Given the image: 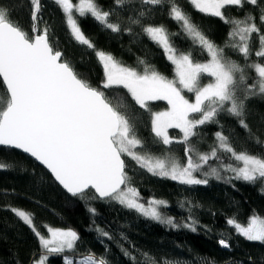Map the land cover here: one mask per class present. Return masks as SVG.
I'll return each mask as SVG.
<instances>
[{
	"label": "snow or ice",
	"instance_id": "snow-or-ice-1",
	"mask_svg": "<svg viewBox=\"0 0 264 264\" xmlns=\"http://www.w3.org/2000/svg\"><path fill=\"white\" fill-rule=\"evenodd\" d=\"M54 2L65 15L74 40L94 51L104 79L99 87H94L50 42L48 28L40 27L42 0H28L31 25L27 31L13 20L11 9L0 0V83L7 97L0 105V145L22 150L34 158L71 197L115 202L172 228L181 224L162 211L168 207L167 202L154 197L144 201L129 175L128 161L153 176L181 185H207L210 178L233 188V181L264 184V152L238 151L219 119L222 114L235 118L248 133L249 141L264 145L247 123V102L254 96L264 98V0H189L199 13L219 18L229 26L223 47L210 40L176 0H138V6L135 0H113L115 8L122 10L129 4L136 8L129 23L138 25L163 49L174 66L172 79L145 61H140L144 67L138 71L96 49L79 20L91 17L114 33L132 34V27L122 26L119 18L113 20L115 11L105 10L98 0ZM249 6L258 15L247 11ZM231 8L243 11V16L229 17L227 10ZM158 11L166 12L181 31L173 34L164 25L149 23ZM173 35H183L191 44L189 50L176 47ZM254 35L258 44L255 50ZM197 49L199 55L209 57L206 62L194 59ZM225 49L240 55L245 63L230 59ZM253 56L259 59L252 60ZM204 77L209 78L206 84L202 83ZM113 88L127 90L134 103L149 112L154 142L171 145L174 140L168 130L181 131L183 136L178 142L185 145L183 163L170 151L159 156L151 151L138 135L137 120L127 114V106H114L106 94ZM186 93L193 94L194 99L190 100ZM159 100L167 101L168 109L152 112L148 102ZM210 124L218 125L220 130L214 133L215 141L209 150L201 152L191 139L202 138L199 129ZM8 167L0 163V170ZM9 210L38 238L42 252L32 264H48L50 256L59 254H64V264H109L107 257L92 251L81 253L76 259L81 240L76 230L42 225L45 234L34 223L31 212L16 207ZM88 210L96 214L95 208ZM198 223L189 216L182 226L196 232ZM226 223L246 240L264 243V219L259 216L252 215L247 223L232 217ZM96 231L100 237L113 239L103 228L97 227ZM121 239L127 237L122 234ZM218 243L231 248L228 239L221 238ZM121 251L136 261V256L123 245ZM143 257L156 264L147 253ZM163 264L173 262L165 260Z\"/></svg>",
	"mask_w": 264,
	"mask_h": 264
},
{
	"label": "trees",
	"instance_id": "trees-1",
	"mask_svg": "<svg viewBox=\"0 0 264 264\" xmlns=\"http://www.w3.org/2000/svg\"><path fill=\"white\" fill-rule=\"evenodd\" d=\"M3 3L11 9L13 20L24 30H29L31 6L28 0H3ZM98 3L105 10L115 11L113 20L119 18L122 26L132 27L133 31L132 34L127 31L114 33L91 17L80 19L82 30L96 49L111 54L126 67L141 71L144 65L140 61H145L169 79L174 78V66L167 60L163 49L144 35L138 25L129 23V17L136 15V8L132 4L121 10L115 8L113 0H98ZM135 3L138 6V0ZM176 3L210 40L218 46H224L229 26L219 18L199 13L189 0H176ZM42 4L41 29L47 27L50 42L63 53V58L89 83L99 87L104 75L94 51L74 40L65 15L54 0H42ZM246 10L258 15L251 6ZM243 14V11L235 8L227 10L229 17H242ZM148 22L164 25L173 34L181 31L166 12H155ZM171 39L182 51L186 52L191 47L183 35H173ZM257 46L254 35V50ZM198 52V49L194 51L195 60L206 62L209 59L206 54L199 55ZM225 53L233 61L241 65L245 63L240 55L231 50L225 49ZM251 59L259 58L253 56ZM106 94L114 106H127V114L137 120L138 135L155 155L170 151L182 163L185 161V145L178 142L183 136L180 131L170 130V136L175 140L171 145L156 143L150 128L149 112L140 109L127 90L113 88L106 90ZM6 98L4 86L0 83V105ZM149 106L152 112L167 110V104L161 101L149 102ZM219 119L225 135H229L238 151L246 149L253 154L264 152V145L249 141L248 133L235 118L222 114ZM247 123L252 133L264 141V98L261 96H254L247 102ZM218 130L219 126L214 124L201 126L199 131L202 138L193 137L191 142L201 152H206L214 144V133ZM229 162L235 163L225 160V163ZM0 163L9 166L0 170V264H32L33 259L42 252L38 238L9 210L11 207L31 212L34 223L45 234L46 229L42 225L76 230L81 237L77 260L81 253L92 251L107 257L109 264H151V260H144L143 253L153 258L156 264H163L165 260L173 264H264V243L246 240L226 223L232 217L241 223H247L252 215L264 219V184L260 182L233 181V188L224 181L210 178L207 185H181L170 179L153 176L128 161L129 175L144 201L154 197L167 202L168 207L162 211L181 224L179 228H172L144 218L115 202L71 197L43 167L16 150L0 147ZM89 207L96 209L95 215L89 212ZM189 216L199 222L196 232L182 226ZM97 227L109 231L113 239L100 237ZM122 234L127 240L121 239ZM221 238L229 240L230 249L219 245L218 240ZM121 245L136 256L135 262L123 254ZM63 255L50 256L48 264H64Z\"/></svg>",
	"mask_w": 264,
	"mask_h": 264
},
{
	"label": "rangeland",
	"instance_id": "rangeland-1",
	"mask_svg": "<svg viewBox=\"0 0 264 264\" xmlns=\"http://www.w3.org/2000/svg\"><path fill=\"white\" fill-rule=\"evenodd\" d=\"M69 28V27H68ZM70 30V29H69ZM175 74V73H174ZM209 82V78H207V77H204L203 79H202V83H204V84H206V83H208ZM186 96L190 99V100H193L194 99V96H193V94H191V93H186ZM159 101H161V102H164V103H166L167 104V101H164V100H159ZM149 102H157V101H149ZM148 102V103H149ZM168 107H169V105L167 104V109H168ZM166 111V110H165ZM170 130H172V129H169L168 131L170 132ZM176 130H178V131H180L179 129H176ZM181 132V131H180ZM169 135H170V133H169ZM171 137V136H170ZM174 140V139H173ZM174 142H175V140H174Z\"/></svg>",
	"mask_w": 264,
	"mask_h": 264
},
{
	"label": "water",
	"instance_id": "water-1",
	"mask_svg": "<svg viewBox=\"0 0 264 264\" xmlns=\"http://www.w3.org/2000/svg\"><path fill=\"white\" fill-rule=\"evenodd\" d=\"M2 80V78H0ZM0 147H3V148H9V149H13L11 147H8V146H4V145H0ZM13 150H16L18 152H21L22 154L26 155L27 157L31 158L28 154L26 153H23L22 150H19V149H13ZM32 160H34V158H31ZM35 161V160H34ZM36 162V161H35ZM37 164H39L38 162H36ZM40 165V164H39ZM41 167H43L42 165H40ZM44 168V167H43ZM45 169V168H44ZM46 170V169H45ZM47 171V170H46ZM48 172V171H47ZM49 173V172H48ZM50 174V173H49ZM61 187V186H60ZM62 188V187H61ZM65 191V190H64ZM66 192V191H65ZM67 193V192H66ZM68 194V193H67ZM70 195V194H68ZM71 196V195H70Z\"/></svg>",
	"mask_w": 264,
	"mask_h": 264
}]
</instances>
